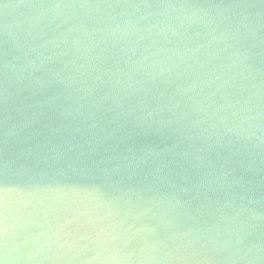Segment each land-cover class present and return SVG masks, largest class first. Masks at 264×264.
I'll use <instances>...</instances> for the list:
<instances>
[{
    "label": "clouds",
    "instance_id": "obj_1",
    "mask_svg": "<svg viewBox=\"0 0 264 264\" xmlns=\"http://www.w3.org/2000/svg\"><path fill=\"white\" fill-rule=\"evenodd\" d=\"M0 264H264V0H0Z\"/></svg>",
    "mask_w": 264,
    "mask_h": 264
}]
</instances>
